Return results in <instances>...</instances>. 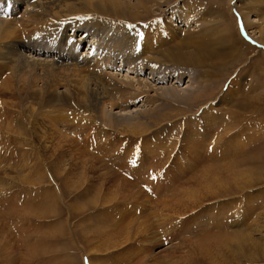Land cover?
<instances>
[{
  "label": "rangeland",
  "instance_id": "obj_1",
  "mask_svg": "<svg viewBox=\"0 0 264 264\" xmlns=\"http://www.w3.org/2000/svg\"><path fill=\"white\" fill-rule=\"evenodd\" d=\"M135 1L131 0L129 4L136 7ZM151 1L144 2L148 9L147 14L139 10L141 15L137 17L139 20L136 18L135 23L109 18L117 25L134 27L141 34L144 33L143 37L148 41L156 38L154 46L156 49L153 47L151 50L152 54L155 53L149 58L151 61H158L157 63L163 62V67L157 72L160 71L159 75L165 80L158 82L156 77L148 74L149 71H145L143 80H147L148 86L144 90L146 98L140 99L136 106H131L129 110L143 111L152 107L150 109L158 110L155 113L159 114L158 117L164 114L166 118H170L164 127L156 132L160 138L154 135L159 139H154L153 135L146 137L145 140L153 138L149 145L146 142L141 143V138L137 139L136 136L120 137L113 134L109 138L110 141L104 140L100 143L98 151L99 146L91 142L92 137H86L92 129L87 128L86 122L79 123L77 119H73L74 125L86 129L76 126L83 134L79 133L77 136L80 137L75 138L68 135L70 141H76L75 145L72 143V147L68 142V136L63 139V135L69 132L64 133L66 125L62 123L67 117L64 114L58 117L54 113L50 115L52 120L44 119L37 125L39 127H35L38 134H34L32 139L28 138L26 142L25 138L16 136L6 128H10L9 124L13 121L8 122L12 120L9 117L4 121L5 115L0 103V114H3L0 115V264H171L168 257H165L170 252L173 264H264V116L257 117L258 120L251 117L256 121L245 123L250 125L248 131L256 129L258 132L250 134L255 133L256 138H248L246 147L241 148L243 151L241 149L235 151L236 155L233 151L236 145L233 146L231 142L228 144L222 137L226 146L224 153L227 151L225 164L218 161L197 163L193 155L189 157L185 154V148L197 144L192 139H181L180 134L181 131H187L184 128L191 126L192 121L203 124L201 121L204 120L206 112L201 113L204 106L209 107V113L214 116L213 118L216 117L212 131L218 129V132L229 124L232 115L245 114L240 108L241 105L255 102L262 108L264 75L260 76L253 68L251 69L253 64L260 60V56H256L251 49L246 51L242 45L244 57H241L234 54L237 51L235 48L232 51L227 45L226 31L222 28L221 21L227 19L228 0H155L153 3ZM12 3L15 6L16 2ZM246 3L247 0H240L238 4L234 0L230 13L236 21L239 37L253 49L262 50L263 53L264 48L255 45L254 41L255 37L259 36L257 25L260 24L259 21L264 20V11L256 9L255 13H248ZM239 5H242L240 9L248 15L249 21H256L249 30L254 36L251 41L252 36L250 37L247 30L249 37L244 32L234 11ZM15 7L19 8L20 4H16ZM215 8L223 15L217 16L214 13ZM188 14L190 15L187 17ZM233 31L236 35L235 27ZM79 34H82V31H79ZM186 43H189L188 46H183ZM86 48L87 42L82 44L83 52L87 50ZM176 54L178 56L182 54L181 59L185 64L174 66L165 63ZM189 55L195 64L197 60L203 62L197 63L198 67L186 64ZM164 91H171V95L179 94L170 101V106L165 110L162 109V101L158 96ZM3 97L0 94L2 100L7 99L9 103H15L13 98ZM143 105H147V108ZM87 115L83 114L81 117L87 118ZM167 123H171V126ZM71 124L70 127L73 126V123ZM12 125L14 128L12 131H15L16 128L13 123ZM43 128L51 129L50 132L55 134L54 139H48L46 145V140L39 133L44 130ZM59 131L64 134L58 135ZM17 137L19 140H16ZM56 137L60 139V143H57ZM243 140L236 138L232 141L243 145ZM171 143L173 147L169 146ZM55 145L59 147L64 145L63 150L55 152ZM204 146L205 144H202L197 149L202 153ZM33 147L39 148L38 151ZM168 151L171 154L168 155ZM185 157L190 159V164L194 160L193 169L178 164V161ZM39 159L41 161H38ZM63 160L66 161L64 162L66 166L61 168ZM128 161L130 164H126ZM211 164H213L211 175L202 176ZM118 167L125 168L118 171ZM201 169H204L203 172ZM68 171L71 173L66 175ZM112 172L120 174L118 182L113 185L102 179L108 178L105 174ZM50 173L55 177V183L51 180ZM125 183L127 190H131L133 197L136 196L137 200L134 201H137L138 206H142L141 210L136 211V215L139 212L148 215L149 211L152 213L150 218L154 216L153 218L157 219L154 224L156 228L160 224L158 219L162 217L158 208L169 210L171 204L173 205L172 209L175 210L177 218L174 219L176 221L174 230L171 231L172 235L170 233L166 235V240L154 244L143 242L145 237L134 229L137 223L130 221L133 216H125L124 210L121 211L124 215L115 213V207L122 206L120 199H124L125 193L122 188ZM90 184L93 187L86 190V186ZM136 191L143 194L142 199L138 200L139 195L137 196ZM198 197L205 201L196 203L200 199ZM103 199L109 201L103 203ZM115 200L119 202L116 206ZM146 203L148 205H144ZM112 204L115 206L113 210ZM123 217L124 220L120 221ZM162 219L164 222V218ZM111 221L114 222L113 225ZM160 228L161 225L158 226L157 232L161 230ZM148 236L150 238L152 234ZM155 236L157 237L156 234ZM155 258L159 260L154 261Z\"/></svg>",
  "mask_w": 264,
  "mask_h": 264
},
{
  "label": "bare ground",
  "instance_id": "obj_2",
  "mask_svg": "<svg viewBox=\"0 0 264 264\" xmlns=\"http://www.w3.org/2000/svg\"><path fill=\"white\" fill-rule=\"evenodd\" d=\"M12 1L16 2L15 6L16 4H20V7L16 8L15 6H13L14 9L10 13L11 16L9 17L3 16L0 18V94H2L5 98H11V99L13 98L15 100V103L14 102L9 103L7 99L2 100L0 98V103L3 106L2 107L3 109L1 110L5 115L4 121L6 120V117L7 118L9 117V119L12 120L9 121L7 120V121L8 122L13 121L12 123L16 128L15 131H12L14 129L13 125L12 123L9 124L10 128L8 127L6 128L10 130L11 133L16 134V136L19 135L25 138L27 142L28 138L30 139L34 134H38L37 131H35V127L37 125H40V122L41 121L43 122L44 119L52 120L50 115L55 113L58 115V117H60V115L63 114L65 115V117H67L64 119L59 118V120L63 119L62 123L66 125V129L64 128L65 129L64 133H66V131H69L68 134H64L62 131H59L60 133L58 135L64 134L63 139L68 135L75 138V136L79 135V133L83 134L80 130H78L77 127L86 129L82 126L74 125L75 121H73V119H77V122L79 123L86 122L87 128L92 129L91 132L89 133L90 135L87 134L86 137L88 136L90 138L92 137L91 139L93 140H91V142L96 143L97 146H99L100 143H102V141L104 140H105L104 142H107V140L110 141L109 138L113 136V134L118 135L120 137L136 136L135 138L137 139L141 138V143L146 142L149 145H150V140H152L154 137H155L154 139H156L158 136L160 138V135H158L156 132H158V130H160L162 126L164 127V124H166V121L170 120V118H166L164 114L158 117L159 114L158 115L155 114L158 110L156 111L155 108L150 109L152 107L147 108V105H143L144 108H147L146 110L143 111L131 110L132 111L131 112L129 110L131 106L135 107L136 103L140 101V99L146 98V91L144 90L148 86L146 85L147 80L146 81L143 80L144 79L143 75L145 74V71H149L148 74H151L154 77H156L157 78L156 81L158 82L165 80L164 78H161V76L159 75L160 71L159 73L157 72L158 69L163 67L162 66L163 62L161 61L157 63L158 61H151V59L149 58L151 55L155 53L154 52L152 54L151 50L156 44V38H153L152 40L148 41L144 39L143 37L144 33L141 34V32L135 29L134 27L129 28V27H123L117 25V23L112 22L111 19L109 18L111 17L114 19L126 20L135 23V21H137L138 19L137 17L141 15L138 12L139 10H142L143 13L147 14L148 9L146 8L145 1H149V0H136L135 1L137 3L136 7L129 4L131 0H126V1L124 0H12ZM232 1L234 2V0H228L227 2V6H226L228 10L227 19L224 18L221 21V26L226 31L225 41L228 43L227 45H229V48H231L232 51H234V48L237 50L234 52V54H238L239 56L244 57V50L241 49L242 48L241 46L244 45L246 51L251 49L252 51L255 52L256 56L258 57L260 56V60L256 62L257 65L256 63H254L253 64L254 66L251 67V69L253 68L254 72L258 73V75L260 76H263L264 52L262 53V50L256 51L255 49H253V47H251L248 43H246L242 38L239 37V34L237 32L238 29L236 28L237 24H235L236 21L234 20L233 16L230 13L232 12L231 11L232 9L231 4L233 3ZM236 1L237 4L238 2H240V0H235V3ZM153 2H155V0L151 1V3ZM21 4L23 5L22 7ZM246 5L248 7V13L251 14L255 13L256 9L259 10L263 9L264 11V0H247ZM240 6L242 5H239L238 7L236 6V9L234 11L238 16V19L241 23L244 32H246L247 30L250 34V37L252 36V38H250L251 41L254 38V36L252 31L249 30L252 28L253 22L256 21L254 20L252 22L251 20L249 21L248 15L240 9ZM214 11L213 12L217 16L223 15L220 14L221 11L219 12V10L216 8ZM189 15L190 14H188L187 17ZM259 22L260 24L259 23L258 25L256 24L258 28L257 33L259 36L256 34L258 37H255L256 39L254 43L258 47H261L263 49L264 20ZM234 27L236 30V35L233 33ZM79 31H82V34H79ZM246 34L248 35L247 32ZM85 42H87V48H86L87 50L83 52L82 44ZM188 44L189 43H186L183 46H188ZM154 49H156V47H154ZM181 55L182 54L178 56V54H176L174 58L164 61L166 64L171 63L174 66L185 64V62L181 59ZM211 56H213V54ZM202 62H203L202 60L200 61L197 60L196 64L197 63L201 64ZM186 64L193 65V67L197 66L195 64V61L193 62L192 57H190V55L186 59ZM226 81L223 83L222 88L226 83ZM156 93L157 92L155 91V94ZM177 95L179 94L177 93L171 95V91L169 92L164 91L161 94H158L160 101H162V105H161L162 109L165 110L166 107L170 106V101H173V98L177 97ZM5 100L7 101L5 102ZM240 108L244 110L245 114L243 116L232 115L231 117L232 119L230 120L229 124L226 125L221 132H218L217 131L218 129L216 131H212L213 126L216 124L214 122L216 120V117L213 118L214 116L212 117L211 113H209L210 110L209 107L204 106L202 108L201 114L206 112L207 115L206 113H204L205 118L203 121H201L203 122V124L202 125L196 124L195 121H192V123H190L192 124L191 126L189 125L187 128H184L187 129V131L185 130L186 132L185 131L180 132V134L182 135L181 139L184 138L192 139L194 143L197 144L196 146L185 148V154L188 155L189 157L190 155L191 156L193 155L197 163H201L203 161L211 162V163L218 161V162H222L221 164H225L226 162L225 153L227 151L224 153L226 146L223 143L222 137H224L225 141H228V144L231 142L233 146L236 145L233 147L234 155L237 154L235 151H239L242 147H246L247 144L246 142L247 140H249L248 138L252 137L253 139H255L256 138L255 133H257L258 131L256 129H255L256 131L255 130L248 131L250 125L247 124L245 125V123L247 122L253 123V121L255 122L256 121L255 119H257V117L259 116H261L262 118V116H264V114H262V112L264 111V106H262L261 108L259 105H256V103L254 102L253 104H243L241 105ZM259 113H261V115H259ZM83 114L85 115L88 114L86 116L87 118H82L81 115ZM196 116H198V114ZM251 117L255 119L252 120ZM71 123H73L72 127H70L72 125ZM168 125L171 126V123H169ZM50 130L51 129L49 130L44 129L42 131L39 130L40 131L39 133L43 135L42 137L44 138V140H46L45 142L43 141L42 138V141L45 142V145L46 143H48L49 141L48 139L53 140L55 137V134H52ZM54 131L55 130H53V132ZM253 132L255 133L250 135ZM162 134L163 133L161 132V135ZM150 135H153V138L151 139L148 138L145 140V138ZM154 135H158V136H154ZM258 135H260V133ZM236 138L241 140L244 139L243 140L244 144L240 145V143L237 144L236 141H232ZM16 140H19V138ZM59 140L60 139H58L57 143L59 142ZM73 141L72 140L70 141V139L68 140V142L71 143V146L72 143H74V145L76 144V141L74 142ZM172 143L169 146H172ZM202 144H205V146L201 153L199 151L200 149L197 148H199L200 145ZM26 145L30 146L28 143H26ZM63 146L59 147V145L58 146L55 145L56 147L54 148L55 152L56 150L57 152L59 150L62 151ZM71 146L69 145V147ZM37 147H33V148L34 149L36 148L38 151L39 148ZM44 148H47V146H44ZM99 148L100 146L97 148L98 151H100ZM241 151H243V149H241ZM67 152L69 151L67 150ZM40 153L42 157L43 152L41 151ZM169 154L171 153L169 152L168 155ZM66 156L67 155H64V157ZM41 160L39 159L38 161ZM189 160L190 159L188 157H185V159L179 160L178 164H180V166L184 164V167L186 166L185 168L193 169V167H195L192 164L194 163L193 162L194 160L191 162V164ZM64 162L66 161L63 160L62 162L63 164L60 165L61 168H64V166H66ZM117 163H119V161ZM126 164H130L129 161ZM233 164H237V163H233ZM108 166H105V168H107ZM125 167H127V165ZM125 167H121V168L124 169ZM212 167L213 164L209 165L208 168H206L207 170L204 172H203L204 169L203 170L201 169L202 172L204 173L202 176L209 175L213 170ZM121 168L118 167L117 170L122 171ZM69 172L70 171L66 172V175L71 173ZM105 175H108V178H102L103 181L106 179L107 183L113 185L116 182H118V175L120 174L112 172V173H106ZM50 176L53 183H55L54 180L55 177L51 175V173ZM64 177L65 179L67 178L66 176H63V178ZM151 179L152 178L150 177V180ZM134 180H136V178H134ZM204 182H206V180ZM140 184L142 183L140 182ZM123 185H122L123 186L122 190L124 191L125 195L124 196L122 195L124 199L123 198L120 199V201L122 200L120 202L122 206L117 205L118 206L117 207L116 204H119V202H117L118 200L117 201L115 200L116 203L114 202V204L116 207L113 206L112 204L113 207L111 208V210H113L115 207L116 208L114 210L115 213L123 214L121 211L124 210L123 212L125 216H129V217L133 216L130 218V221H135L137 223L134 229H136V231H138L139 234L141 233L142 236L145 237V238L142 237L143 242H152V244H154L161 240H166L165 237L166 235L168 236L169 233L172 235L171 231L174 230V225L176 221L174 219L177 218V216L175 217V210L172 209L173 205L171 204L170 207L171 209L169 210H166L163 207L162 208L160 207L161 208L160 210L158 208V211H160L162 217L158 219V221H160L159 222L160 224H158L156 228L154 224L157 219L153 218L154 217L153 216L151 217L153 218L152 221L150 218V215L152 213H149V211H147L148 215L140 214V212L138 215H136V211L141 210L142 206H138L137 201H134L137 200L135 198L136 196L133 197L132 192L130 193L131 190L130 191L127 190L128 189L127 184L125 183ZM91 187H93L92 184L86 186V190H88ZM131 187H133V185ZM136 192H138L136 193L137 196L139 195L138 200L142 199L143 194L139 193V191ZM104 199H103V203L109 201V200L106 201ZM202 200L205 201L201 197L196 203H202L203 202ZM147 202L149 201L147 200ZM144 205H148V204L146 203ZM124 218L125 217L121 218L120 221L124 220ZM162 218H164V222ZM118 219L119 218H117V220ZM111 223L113 225L114 222L111 221ZM159 225H161L160 228L161 230L157 232ZM149 234L150 235L152 234L150 238L148 236ZM155 234L157 235V237H159L157 240ZM131 236L133 237V235ZM135 236L137 235L135 234ZM127 238L128 237H126V239ZM165 257L166 258L168 257L169 262L173 264L172 261L173 257L171 256V252L168 253L167 256ZM159 258H155L153 260L158 261ZM88 260L90 259L88 258Z\"/></svg>",
  "mask_w": 264,
  "mask_h": 264
}]
</instances>
